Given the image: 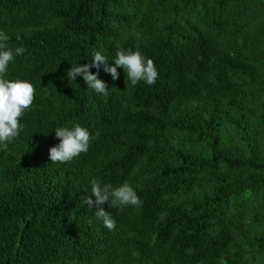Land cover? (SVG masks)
<instances>
[{"label": "trees", "instance_id": "1", "mask_svg": "<svg viewBox=\"0 0 264 264\" xmlns=\"http://www.w3.org/2000/svg\"><path fill=\"white\" fill-rule=\"evenodd\" d=\"M0 33L25 48L5 78L35 88L0 145V264H264V0H0ZM118 49L156 83L103 65L107 95L67 80ZM75 125L88 152L52 163L54 130ZM93 178L143 202L101 205L114 231L83 204Z\"/></svg>", "mask_w": 264, "mask_h": 264}, {"label": "clouds", "instance_id": "2", "mask_svg": "<svg viewBox=\"0 0 264 264\" xmlns=\"http://www.w3.org/2000/svg\"><path fill=\"white\" fill-rule=\"evenodd\" d=\"M8 39L5 34L0 33V145L5 149L23 130L20 119L32 107L35 99V88L32 83L27 80L5 78L10 62L25 52L24 47H17L14 51L9 48L5 43ZM17 39H20L19 34ZM92 60L91 64L73 65L66 73L67 80L75 82L77 77H82L88 89L107 95L108 85L98 78L99 72L93 74L90 71L91 68L95 67L99 70L103 65L104 72L110 74L113 80L119 79L118 69L122 68L126 74V82L130 81L132 86L140 81H144L147 85H154L158 79L159 73L154 61L143 56L138 50L118 49L112 63H108L107 57L100 51H96L93 53ZM54 131L59 144L49 149L52 163L71 162L82 153H87L91 141L95 139L88 129L80 125H75L71 129L58 127ZM96 136H99L98 132ZM91 184L92 195L84 198L83 204L89 210L93 207L97 208L95 216L102 219L104 227L109 231L115 230L116 221L111 213L100 207L101 205L110 201L114 208L142 206L143 202L127 182L118 187H113L111 184L102 186L100 181L93 178ZM92 196H95V201L91 198Z\"/></svg>", "mask_w": 264, "mask_h": 264}]
</instances>
